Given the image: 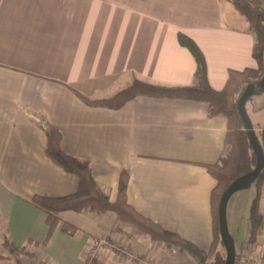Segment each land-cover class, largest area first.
I'll list each match as a JSON object with an SVG mask.
<instances>
[{
  "label": "crops",
  "instance_id": "1",
  "mask_svg": "<svg viewBox=\"0 0 264 264\" xmlns=\"http://www.w3.org/2000/svg\"><path fill=\"white\" fill-rule=\"evenodd\" d=\"M178 32L204 54L215 89L228 69L257 65L249 22L231 0H0V264H15L4 237L15 246L36 241L43 264H197L188 252L130 225L114 230L111 210L92 216L59 211L75 230L63 231L60 221L42 245L46 213L32 196L68 194L76 184L73 173L46 156L45 122L60 130L62 150L90 161L94 180L111 200L124 171L126 200L135 210L198 249L210 248L216 180L205 165L222 153L227 118L209 115L200 100L137 95L110 108L88 104L75 92L107 97L134 76L191 83L195 61ZM262 107L251 103L250 111ZM257 208L263 226L256 242L264 248V180ZM246 230L234 264H262L264 257L249 253L248 215ZM101 236L127 243L129 255L104 246L87 258Z\"/></svg>",
  "mask_w": 264,
  "mask_h": 264
},
{
  "label": "trees",
  "instance_id": "2",
  "mask_svg": "<svg viewBox=\"0 0 264 264\" xmlns=\"http://www.w3.org/2000/svg\"><path fill=\"white\" fill-rule=\"evenodd\" d=\"M236 9L249 22L254 41L252 57L257 65L242 69H228L226 80L220 89L213 88L206 75V61L198 45L182 32L177 33L178 42L186 47L195 61L193 81L186 84H162L147 81L134 76L130 83L107 97L90 98L82 93L77 95L88 104L117 108L137 95L153 97H176L204 101L208 104L209 115H223L227 118L224 147L214 163L206 164L209 173L216 183L211 190L210 200L214 221V239L207 251L198 249L188 240L172 232L135 210L126 200V174H120L117 192L114 199L104 193L92 175L90 161L87 158L72 155L60 146L61 133L58 128L45 122L43 125L47 137L46 156L58 167L76 176V184L72 192L64 195L36 193L31 202L46 213V235L41 242L44 245L56 225L61 221L58 212L65 209L75 210L87 215H96L104 210H111L116 215L114 230L121 225H130L150 235L154 242H162L168 248H177L188 252L197 264H223L225 249L220 238L217 206L222 191L236 177L251 170L255 165V154L244 129L237 110V99L248 83H256L264 74V10L260 9V0H231ZM264 156V123L256 131ZM264 180V164L255 179L256 190L248 213V241L257 243L262 231V217L258 213L259 185ZM61 229L73 232L74 226L61 221ZM3 244L9 250V256L15 264H43L37 255L38 243L27 240L25 245L15 246L6 237ZM26 246V247H25ZM218 246L220 248L218 249ZM26 249V250H25ZM29 251L26 263L23 253ZM264 257V255H261ZM239 252L235 250V259Z\"/></svg>",
  "mask_w": 264,
  "mask_h": 264
},
{
  "label": "water",
  "instance_id": "3",
  "mask_svg": "<svg viewBox=\"0 0 264 264\" xmlns=\"http://www.w3.org/2000/svg\"><path fill=\"white\" fill-rule=\"evenodd\" d=\"M263 89H264V74L259 78V80L256 83H252V82L248 83L237 99V110L243 122L244 129L247 132L249 142L255 154V165L251 170L242 173L234 180H232L227 185V187L222 191L218 201L217 215H218L219 232H220V238L222 240L225 249V258L223 264L235 263V247H234L233 239L227 228V222L225 216L226 202L234 191L240 188L247 187L253 181H255L256 177L260 173L264 164V156L261 145L258 141L255 128L245 110L246 100L251 95L259 93Z\"/></svg>",
  "mask_w": 264,
  "mask_h": 264
},
{
  "label": "rangeland",
  "instance_id": "4",
  "mask_svg": "<svg viewBox=\"0 0 264 264\" xmlns=\"http://www.w3.org/2000/svg\"><path fill=\"white\" fill-rule=\"evenodd\" d=\"M260 9L264 10V0H260ZM262 94H253L246 100V109L248 114L251 116L253 120V125L257 126L258 122H264V89L260 92ZM258 104L263 105L262 109L258 113H252L250 111V105ZM250 118V117H249ZM252 122V121H251ZM256 184L253 181L249 186L237 189L234 191L226 202L225 207V216L227 222L228 231L233 239L235 250L238 249L240 241L243 239L247 232V215L251 206V202L253 196L255 194ZM235 210V213L232 211ZM253 251L249 252L255 255V257H260L261 253L263 252L264 248L261 244L252 243ZM252 250V249H251ZM25 251V256L27 257L28 253ZM29 252V251H28ZM247 252V251H246ZM260 253V254H259ZM186 256V255H185ZM187 257V256H186ZM181 258V256H180ZM260 263L264 264V258L260 259ZM185 264H193L191 260L185 261Z\"/></svg>",
  "mask_w": 264,
  "mask_h": 264
},
{
  "label": "built area",
  "instance_id": "5",
  "mask_svg": "<svg viewBox=\"0 0 264 264\" xmlns=\"http://www.w3.org/2000/svg\"><path fill=\"white\" fill-rule=\"evenodd\" d=\"M247 245V243L243 244V248H245ZM104 246H109L111 248H113L114 250L116 249L118 252H122L124 254H128V244H118L115 243L111 237L109 236H101V237H96L92 240L91 244L89 245L88 249H87V258H92L96 255L98 248L100 247H104ZM249 253L246 252L245 256L248 258H250V255H248Z\"/></svg>",
  "mask_w": 264,
  "mask_h": 264
}]
</instances>
